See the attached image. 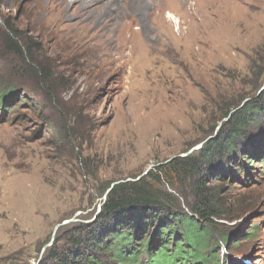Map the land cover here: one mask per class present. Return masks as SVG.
Wrapping results in <instances>:
<instances>
[{
  "label": "rangeland",
  "instance_id": "obj_1",
  "mask_svg": "<svg viewBox=\"0 0 264 264\" xmlns=\"http://www.w3.org/2000/svg\"><path fill=\"white\" fill-rule=\"evenodd\" d=\"M263 92L264 0H0V264H45L108 185L195 152L260 97L240 147L264 151ZM240 160L214 180V249L264 264V162L246 176ZM165 187L188 212L192 180Z\"/></svg>",
  "mask_w": 264,
  "mask_h": 264
},
{
  "label": "trees",
  "instance_id": "obj_2",
  "mask_svg": "<svg viewBox=\"0 0 264 264\" xmlns=\"http://www.w3.org/2000/svg\"><path fill=\"white\" fill-rule=\"evenodd\" d=\"M5 95L0 96L2 111ZM257 100L236 105L231 120L195 152L114 184L91 222L70 226L68 247L54 241L46 249L45 264H220L214 248L219 247V239L229 246L227 236L214 234V218L224 212L219 204L222 185L214 180L234 171L231 162L236 156L241 157L246 176L253 161L264 162L262 146L240 147L243 127L258 122L261 97ZM238 149L244 152L239 155ZM182 179L192 180L194 202L188 212L165 187L179 190ZM254 234L248 231L246 237Z\"/></svg>",
  "mask_w": 264,
  "mask_h": 264
},
{
  "label": "water",
  "instance_id": "obj_3",
  "mask_svg": "<svg viewBox=\"0 0 264 264\" xmlns=\"http://www.w3.org/2000/svg\"><path fill=\"white\" fill-rule=\"evenodd\" d=\"M138 178V177H137ZM117 182H119V181H116V182H112L111 184H110V186L106 189V191H105V197H106V195H107V193H108V191L112 188V186L114 185V184H116ZM60 224H57L56 226H55V228H54V232L57 230V228H58V226H59ZM53 240V238L51 239V241ZM46 246H44V248H45Z\"/></svg>",
  "mask_w": 264,
  "mask_h": 264
},
{
  "label": "bare ground",
  "instance_id": "obj_4",
  "mask_svg": "<svg viewBox=\"0 0 264 264\" xmlns=\"http://www.w3.org/2000/svg\"><path fill=\"white\" fill-rule=\"evenodd\" d=\"M145 5H146V4H145L144 2H142V1H141V2H138V4H137V6L140 7L141 9H142V8H145ZM140 8H139V9H140ZM146 8H147V7H146ZM169 15H170V14H169ZM170 17H171V15H170ZM172 18H173V17H172ZM174 18H175V17H174ZM174 18H173V19H174Z\"/></svg>",
  "mask_w": 264,
  "mask_h": 264
}]
</instances>
